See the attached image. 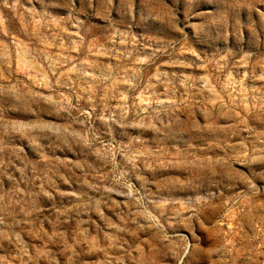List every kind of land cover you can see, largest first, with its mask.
I'll use <instances>...</instances> for the list:
<instances>
[{
  "label": "rangeland",
  "instance_id": "374dc122",
  "mask_svg": "<svg viewBox=\"0 0 264 264\" xmlns=\"http://www.w3.org/2000/svg\"><path fill=\"white\" fill-rule=\"evenodd\" d=\"M0 264H264V0H0Z\"/></svg>",
  "mask_w": 264,
  "mask_h": 264
}]
</instances>
